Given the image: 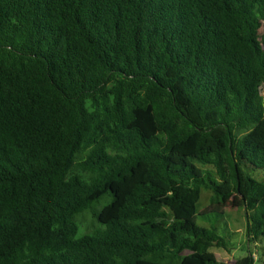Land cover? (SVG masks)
<instances>
[{"label":"trees","instance_id":"obj_1","mask_svg":"<svg viewBox=\"0 0 264 264\" xmlns=\"http://www.w3.org/2000/svg\"><path fill=\"white\" fill-rule=\"evenodd\" d=\"M232 197L264 245V0H0V264H226Z\"/></svg>","mask_w":264,"mask_h":264},{"label":"rangeland","instance_id":"obj_2","mask_svg":"<svg viewBox=\"0 0 264 264\" xmlns=\"http://www.w3.org/2000/svg\"><path fill=\"white\" fill-rule=\"evenodd\" d=\"M263 35V30L262 33ZM258 177H262L259 174ZM211 192L203 190L201 199L198 204V213L210 211ZM109 201L106 197L94 206L95 211H99ZM223 218L218 220L219 233L229 242V249L224 250L213 247L211 252L215 253L219 259L225 260L226 264H235L237 260L243 259L250 253L254 255L255 264H264V245L258 247L253 243H249L246 237V218L244 210L239 206L236 197H232L223 208ZM79 226V234L91 233L100 227L92 211H87L77 217ZM200 225L207 226L203 221H199ZM186 252L185 254H188Z\"/></svg>","mask_w":264,"mask_h":264}]
</instances>
